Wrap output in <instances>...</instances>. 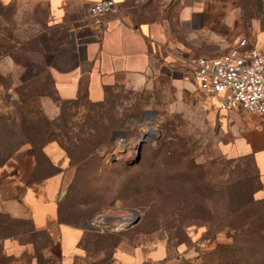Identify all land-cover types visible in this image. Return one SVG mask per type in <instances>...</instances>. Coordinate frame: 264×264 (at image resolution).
I'll use <instances>...</instances> for the list:
<instances>
[{
  "label": "rangeland",
  "instance_id": "obj_1",
  "mask_svg": "<svg viewBox=\"0 0 264 264\" xmlns=\"http://www.w3.org/2000/svg\"><path fill=\"white\" fill-rule=\"evenodd\" d=\"M255 2L227 0L216 28L231 34L232 42L248 38L249 19L259 8ZM178 5L162 0L148 9L152 16L159 10L161 20L168 15L163 21L174 30ZM230 10L228 26L223 18ZM3 19L0 11V23ZM176 35L171 31L157 52L174 55L197 40ZM35 43L5 37L0 24V157L52 139L70 155L67 203L89 219L82 239L87 261L77 256L74 264H122L113 259L118 248L141 254L138 264H184L227 245L246 246L247 258L238 252L236 260L229 258L233 264H264V177L252 157L240 152L235 126L250 112L206 113L194 83L177 90L173 84L117 82L100 101L85 95L63 99ZM222 51L208 55L190 48L184 60L172 56L170 66L182 67L189 79L199 56ZM117 131H126L137 145L122 157L108 156ZM112 214L139 219L133 224L101 220ZM34 234L27 236L33 245L17 257L18 264H62L59 246Z\"/></svg>",
  "mask_w": 264,
  "mask_h": 264
},
{
  "label": "crops",
  "instance_id": "obj_2",
  "mask_svg": "<svg viewBox=\"0 0 264 264\" xmlns=\"http://www.w3.org/2000/svg\"><path fill=\"white\" fill-rule=\"evenodd\" d=\"M94 1L0 0L2 34L11 40H35L63 99L85 95L100 101L106 89L117 82L136 87L156 82L173 84L177 90H183V86L192 88L195 83L183 68L170 66L172 56L184 60L190 48L214 54L233 43L231 34L216 28L218 11L227 0H178L174 30L163 21H168V15L161 20L159 10L158 16H152L148 9L162 0H114L117 12L90 18L88 7ZM255 4L259 8L249 19L248 46H257L264 53V0H256ZM165 11L166 8L160 10ZM232 17L230 10L223 18L228 26ZM171 31L197 40L192 46L181 45L174 55L158 53L157 46L165 45ZM205 101L202 96L203 110ZM205 110L212 114L217 109ZM235 126L240 128V152L253 158L264 177V117L246 113ZM30 146L23 144L0 158V264H18L17 257L33 245L27 237L31 232L45 236L50 245L59 246L62 264H74L77 256L87 261L82 245L88 231L87 212L78 209L74 213L67 203L70 156L53 139L41 146L40 158ZM113 259L122 264H138L143 256L118 248Z\"/></svg>",
  "mask_w": 264,
  "mask_h": 264
},
{
  "label": "built area",
  "instance_id": "obj_3",
  "mask_svg": "<svg viewBox=\"0 0 264 264\" xmlns=\"http://www.w3.org/2000/svg\"><path fill=\"white\" fill-rule=\"evenodd\" d=\"M117 11L116 1L96 0L88 7V16L97 18ZM191 76L207 100L203 108L243 109L264 117V53L257 46H248L247 38H238L218 54L199 56ZM136 145L137 142L126 131H117L108 156L122 157ZM91 224L98 225L93 220Z\"/></svg>",
  "mask_w": 264,
  "mask_h": 264
},
{
  "label": "trees",
  "instance_id": "obj_4",
  "mask_svg": "<svg viewBox=\"0 0 264 264\" xmlns=\"http://www.w3.org/2000/svg\"><path fill=\"white\" fill-rule=\"evenodd\" d=\"M44 143H42V145ZM41 146L39 148H36L35 146L32 147L33 153L36 154V156L38 158H40L41 154L43 153L42 150H41ZM13 151L11 150L9 153L4 155L3 157L9 155ZM0 158H2V157H0ZM252 160H253V158H252ZM253 162H254V160H253ZM255 167H256V165H255ZM256 170L258 171L257 167H256ZM258 173H259V171H258ZM231 228H233V230L235 232L241 230V229H239L238 227H235V226H231ZM34 235H39V234L35 233ZM243 248H246V246L245 245H241V246H232V245L217 246L213 251H211V252H209L207 254H204L199 261H191V260H189V261H185L184 264H233L232 261L234 259L236 260V256H237L236 254L238 252L239 253H243L244 252ZM84 249H85V247H84ZM243 256H246L245 253H243ZM229 258H233V260L230 261ZM246 258H247V256H246ZM239 260H243L242 257H240ZM144 263H146V262H144Z\"/></svg>",
  "mask_w": 264,
  "mask_h": 264
},
{
  "label": "bare ground",
  "instance_id": "obj_5",
  "mask_svg": "<svg viewBox=\"0 0 264 264\" xmlns=\"http://www.w3.org/2000/svg\"><path fill=\"white\" fill-rule=\"evenodd\" d=\"M124 216L125 215L112 214L111 216H107V217L104 216L105 218L103 217L101 220L105 219V220H109L115 224H120V223L123 224L125 221H129V218L126 220V218H125L126 216L125 217Z\"/></svg>",
  "mask_w": 264,
  "mask_h": 264
},
{
  "label": "water",
  "instance_id": "obj_6",
  "mask_svg": "<svg viewBox=\"0 0 264 264\" xmlns=\"http://www.w3.org/2000/svg\"><path fill=\"white\" fill-rule=\"evenodd\" d=\"M142 142H143V139L139 142L138 147L141 146ZM137 157H138V155H136L135 158H137ZM138 219H139V215L133 216V217L128 221V223H129V224H133V223L137 222ZM128 223H127V224H128Z\"/></svg>",
  "mask_w": 264,
  "mask_h": 264
}]
</instances>
